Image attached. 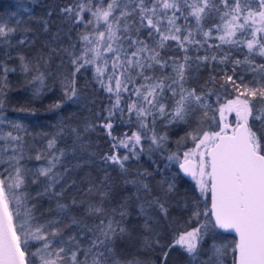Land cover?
Segmentation results:
<instances>
[{
	"label": "snow or ice",
	"instance_id": "6c2138e0",
	"mask_svg": "<svg viewBox=\"0 0 264 264\" xmlns=\"http://www.w3.org/2000/svg\"><path fill=\"white\" fill-rule=\"evenodd\" d=\"M31 2L0 16V264H264V0H70L18 36ZM18 73L36 98L107 103L33 134L5 111Z\"/></svg>",
	"mask_w": 264,
	"mask_h": 264
},
{
	"label": "trees",
	"instance_id": "16d2710c",
	"mask_svg": "<svg viewBox=\"0 0 264 264\" xmlns=\"http://www.w3.org/2000/svg\"><path fill=\"white\" fill-rule=\"evenodd\" d=\"M25 2H27V0H25ZM67 2H70V0H32V2L28 4L32 10V17L31 19L24 17V19L21 20L17 35H22L25 27H29L33 30L37 29L38 22L46 16V9L49 5H60ZM13 12L17 14L20 13L18 0H0V16H11ZM53 23L55 25H59L60 21L54 20ZM38 35L40 34L38 33ZM37 49L38 44L36 46L21 49V51L31 57L36 54ZM42 70L45 69L42 68ZM53 70H55V64H53ZM207 78L208 74L207 71H205L202 75L197 76L196 80L202 82ZM196 80L193 81L194 84ZM52 82L53 81L50 78L49 83L51 84ZM83 83L84 81L81 80V84ZM88 95L90 98H95V104L92 106L93 110L91 113L83 107V104L77 105L71 101L64 100L62 93L59 90L58 82L56 83L54 92H50L41 98H36L33 96L31 87L27 80L22 74L18 73L10 76V87L7 89V97L5 100V111L9 117L20 119L33 134L52 132L55 130L54 126L58 125L62 121L72 123L73 125L82 123L85 118L92 122L96 121V111L101 109L103 105H106L107 100L103 97V95L96 96L90 89L88 91ZM233 95L235 94L233 93ZM57 100H64L62 107L60 109H51L50 105H53ZM216 120L219 122V114H217ZM215 130L218 131L219 129L215 128ZM183 135L184 132L181 129L173 128L169 130L170 149L172 151L176 150V141ZM90 137L94 150L98 152L106 150L107 145L105 144L102 135H99L98 133H91ZM27 140L28 149L35 150L38 147L45 146V141L39 137L36 138L35 143L32 142V137H27ZM60 146H63V144ZM190 147H194V145L191 141H188L187 145L181 149V153L183 150ZM26 163L35 164L38 162L33 159L30 162L26 161ZM40 163H42V161ZM149 163L150 162L145 158L140 161L139 166L147 168L149 167ZM133 166L135 167L136 165ZM181 184L183 185L181 192L187 191L189 188H194V182L191 179L183 177ZM173 227H177V225H173ZM170 238L171 229L162 231L161 243H168ZM132 250L134 251L135 249ZM180 260L181 257L179 251H174L169 259V264H180Z\"/></svg>",
	"mask_w": 264,
	"mask_h": 264
},
{
	"label": "rangeland",
	"instance_id": "374dc122",
	"mask_svg": "<svg viewBox=\"0 0 264 264\" xmlns=\"http://www.w3.org/2000/svg\"><path fill=\"white\" fill-rule=\"evenodd\" d=\"M236 121V117H235V113H225V122L226 123H230L232 125L235 124Z\"/></svg>",
	"mask_w": 264,
	"mask_h": 264
},
{
	"label": "water",
	"instance_id": "95a60500",
	"mask_svg": "<svg viewBox=\"0 0 264 264\" xmlns=\"http://www.w3.org/2000/svg\"><path fill=\"white\" fill-rule=\"evenodd\" d=\"M177 170H178V168H177ZM182 175V174H181ZM184 178H187V179H191L190 177H184ZM234 235V234H233Z\"/></svg>",
	"mask_w": 264,
	"mask_h": 264
}]
</instances>
